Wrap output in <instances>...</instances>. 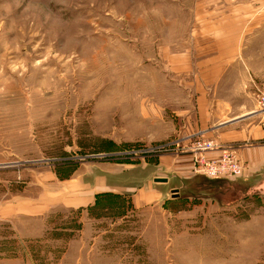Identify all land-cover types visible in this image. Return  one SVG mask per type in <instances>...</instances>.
<instances>
[{
    "label": "rangeland",
    "instance_id": "rangeland-1",
    "mask_svg": "<svg viewBox=\"0 0 264 264\" xmlns=\"http://www.w3.org/2000/svg\"><path fill=\"white\" fill-rule=\"evenodd\" d=\"M236 2L247 11L248 0ZM214 9L211 0H0V264H264V181L251 184L236 154L241 175L202 174L204 152L193 148L175 175L189 149L169 142L174 113L196 93L197 70L183 63ZM104 162L134 176L160 168L173 189L157 202L130 192L84 207L47 194L76 167Z\"/></svg>",
    "mask_w": 264,
    "mask_h": 264
},
{
    "label": "crops",
    "instance_id": "crops-1",
    "mask_svg": "<svg viewBox=\"0 0 264 264\" xmlns=\"http://www.w3.org/2000/svg\"><path fill=\"white\" fill-rule=\"evenodd\" d=\"M211 1L218 6L212 12L214 25L198 34L203 42L193 58L183 63L187 71L197 70L193 72L196 93L192 108L174 113L178 122L171 129L174 138L169 142L174 148L189 149L187 155L176 157L175 175L180 176L190 166L196 156L191 142L201 136L217 146L203 153L206 159H217L219 148H229L245 165L249 182L259 184L264 181V112L259 110L256 91L264 87V0H248L246 12V5L242 7L237 0ZM172 116L166 117V128L173 125ZM158 169L150 175L134 176L126 166L86 163L64 179L62 191L47 194L72 207L92 205L100 196L130 192L134 202H157L173 189L168 186L172 178ZM156 177H165L167 182H155Z\"/></svg>",
    "mask_w": 264,
    "mask_h": 264
},
{
    "label": "built area",
    "instance_id": "built-area-1",
    "mask_svg": "<svg viewBox=\"0 0 264 264\" xmlns=\"http://www.w3.org/2000/svg\"><path fill=\"white\" fill-rule=\"evenodd\" d=\"M257 103L259 110L264 112V87L257 91ZM192 148L199 153L216 149V144L206 139L193 141ZM221 153L217 159H205L202 155L195 157L198 171L208 176H239L242 174V167L237 156L229 148H219Z\"/></svg>",
    "mask_w": 264,
    "mask_h": 264
},
{
    "label": "water",
    "instance_id": "water-1",
    "mask_svg": "<svg viewBox=\"0 0 264 264\" xmlns=\"http://www.w3.org/2000/svg\"><path fill=\"white\" fill-rule=\"evenodd\" d=\"M154 181L155 182H167V178L165 177H156L154 178ZM176 193H174V196H175Z\"/></svg>",
    "mask_w": 264,
    "mask_h": 264
}]
</instances>
